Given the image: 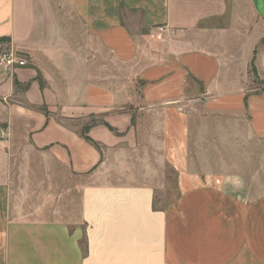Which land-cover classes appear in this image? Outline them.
Wrapping results in <instances>:
<instances>
[{
    "label": "crops",
    "instance_id": "obj_1",
    "mask_svg": "<svg viewBox=\"0 0 264 264\" xmlns=\"http://www.w3.org/2000/svg\"><path fill=\"white\" fill-rule=\"evenodd\" d=\"M63 1L80 30L52 0H0V51L27 61L0 65V264H264V179L191 150L197 113L264 139V35L228 0ZM96 46L130 76H97ZM16 129L50 161L13 162Z\"/></svg>",
    "mask_w": 264,
    "mask_h": 264
},
{
    "label": "rangeland",
    "instance_id": "obj_2",
    "mask_svg": "<svg viewBox=\"0 0 264 264\" xmlns=\"http://www.w3.org/2000/svg\"><path fill=\"white\" fill-rule=\"evenodd\" d=\"M52 3L55 7H58V13H62L61 15H63L64 17L65 24L68 21L74 29L80 30V27L72 19L69 12H67V5L63 0H52ZM228 3L230 10L233 12L236 11L238 13L240 24H244V22L247 21L250 28L255 30L257 38L260 35H264V25L261 24L257 16L254 15L250 7L249 0H228ZM95 50V63L94 65L91 63V67L93 65V69L95 70L97 76H104V74L115 73L120 77H126L128 75L130 76L131 70L129 68V65L117 63L107 52L103 51L97 46ZM122 79L120 78L117 80L121 81ZM196 115L197 116L193 117V128L191 136V150L193 154V161L197 163L206 161L211 163L213 167H215L217 164L222 165V162L230 163L231 161H238L241 163V167L242 165L246 164L247 167H249V170L246 167L245 169L240 171L243 172L245 176H251L252 171L250 170V166L254 164V170L256 168L255 173L257 179H264L263 138L249 137L247 131L248 127L242 120L238 123H235L234 120L231 119V117H201L199 113H197ZM98 122L103 123V120ZM66 124L73 129L80 131L83 135L86 134L88 128L90 127V125H92L91 122L86 120L76 122L68 121L66 122ZM0 127H3L1 123ZM236 127L238 128L237 130H239L238 135H236V132L235 134H232V130L236 131ZM110 129H112V127H110ZM16 134V143L14 145L11 144L10 146L8 142V145L6 146L10 147V150H12V152L16 149L19 151L18 154H12L11 160L13 162L25 161L38 163L41 161H50L49 157L46 158L44 154H41L40 151L36 150V148L34 147L36 143L34 141L31 142V138V140L29 138H26L27 136L25 135V133L20 132L19 129H16ZM4 137L5 139H7L6 136ZM25 148L28 151L27 154L23 152V149ZM15 172L19 174L18 171ZM248 173L250 174L248 175ZM160 177H165L169 185L157 187L158 196L155 200V207L164 208L168 205V203H170L171 199L176 193V188L174 187L175 174L169 167H167L162 170V172L160 173ZM43 188L44 187H39L38 190H41ZM62 188V186L57 187L59 192Z\"/></svg>",
    "mask_w": 264,
    "mask_h": 264
},
{
    "label": "built area",
    "instance_id": "obj_3",
    "mask_svg": "<svg viewBox=\"0 0 264 264\" xmlns=\"http://www.w3.org/2000/svg\"><path fill=\"white\" fill-rule=\"evenodd\" d=\"M26 59L19 55L15 50L7 48L0 51V65L4 68L13 70L15 67L23 66L26 64ZM0 140H4V131L0 127Z\"/></svg>",
    "mask_w": 264,
    "mask_h": 264
},
{
    "label": "trees",
    "instance_id": "obj_4",
    "mask_svg": "<svg viewBox=\"0 0 264 264\" xmlns=\"http://www.w3.org/2000/svg\"><path fill=\"white\" fill-rule=\"evenodd\" d=\"M9 39L6 38V37H0V42H5V41H8ZM86 139L89 140V138L87 136H85Z\"/></svg>",
    "mask_w": 264,
    "mask_h": 264
}]
</instances>
